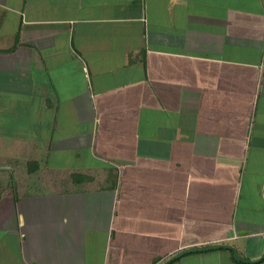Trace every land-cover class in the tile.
<instances>
[{
  "label": "crops",
  "instance_id": "0c3cea01",
  "mask_svg": "<svg viewBox=\"0 0 264 264\" xmlns=\"http://www.w3.org/2000/svg\"><path fill=\"white\" fill-rule=\"evenodd\" d=\"M168 261L264 264V0H0V264Z\"/></svg>",
  "mask_w": 264,
  "mask_h": 264
},
{
  "label": "water",
  "instance_id": "95a60500",
  "mask_svg": "<svg viewBox=\"0 0 264 264\" xmlns=\"http://www.w3.org/2000/svg\"><path fill=\"white\" fill-rule=\"evenodd\" d=\"M221 248H225V249H231V250H233L234 252H235V258H236V260H238V261H240V262H247V263H254V262H252V261H250V260H248V259H246V258H243V257H241V256H239L238 255V253H237V251H236V249L234 248V247H232V246H228V245H221V246H213V247H209V248H205V249H221ZM204 249V250H205ZM189 251H185V252H182V253H180V254H177L176 256H174L171 260H174V259H176V258H178V257H180V256H182V255H184V254H186V253H188ZM170 260V261H171ZM170 261H168V262H166L165 264H168Z\"/></svg>",
  "mask_w": 264,
  "mask_h": 264
}]
</instances>
